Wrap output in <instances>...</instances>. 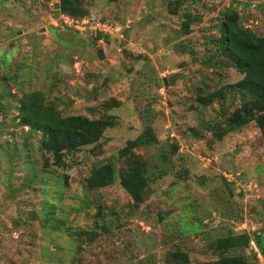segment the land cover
I'll return each mask as SVG.
<instances>
[{
  "label": "rangeland",
  "instance_id": "374dc122",
  "mask_svg": "<svg viewBox=\"0 0 264 264\" xmlns=\"http://www.w3.org/2000/svg\"><path fill=\"white\" fill-rule=\"evenodd\" d=\"M55 5L0 0V264H264V129L257 114L229 122L249 97L218 42L230 12L263 37L264 0H79L110 26L99 38ZM37 99L101 123L98 140L76 130L82 144L56 161L19 121ZM146 124L155 142L121 155ZM132 160L146 168L138 201L119 184ZM241 233L246 247L215 251Z\"/></svg>",
  "mask_w": 264,
  "mask_h": 264
},
{
  "label": "trees",
  "instance_id": "16d2710c",
  "mask_svg": "<svg viewBox=\"0 0 264 264\" xmlns=\"http://www.w3.org/2000/svg\"><path fill=\"white\" fill-rule=\"evenodd\" d=\"M78 1L57 0L58 10L70 18L80 19L85 13L79 8ZM219 30L221 35L218 42L224 48L222 53L232 62L235 70L243 75L242 79L234 86L249 97L239 108L240 115L238 114L235 120L229 122L241 126L251 120L252 115L257 114L253 121L258 128L264 129V36H255L247 29H242L236 22L235 13L231 12L221 21ZM99 34H96V38L101 37ZM31 97L38 98L36 94ZM202 98L205 100L199 101V103L206 105L212 96ZM19 114V121L22 125L29 126L41 133L40 150L51 153L56 161L63 151L76 150L82 144L76 130L85 133L88 143L96 142L101 133V123L84 121L77 117L62 118L50 106L43 105L40 99L34 102L27 100L22 103ZM106 126L109 124L106 123L103 127ZM152 139L149 125H143L141 134L135 139L127 141L119 153L129 156L131 155L130 149L147 145L149 142L154 143L155 141ZM131 164L127 175L119 181V184L132 200L138 201L140 191L147 183V179L144 177L146 168L143 163L137 160H132ZM248 240L249 237L245 233L228 235L217 238L213 242V246L215 251L223 255L227 251L246 247ZM262 240H264V236L263 239H260L259 236L254 240V243L260 254L264 256ZM219 263L254 264L247 261L242 255L221 256Z\"/></svg>",
  "mask_w": 264,
  "mask_h": 264
},
{
  "label": "built area",
  "instance_id": "2783aa9c",
  "mask_svg": "<svg viewBox=\"0 0 264 264\" xmlns=\"http://www.w3.org/2000/svg\"><path fill=\"white\" fill-rule=\"evenodd\" d=\"M64 25L71 27L76 31H83L85 28L92 31H97L100 34L111 35V29L106 23H99L98 21L90 20L88 18L73 19L66 15L59 16Z\"/></svg>",
  "mask_w": 264,
  "mask_h": 264
},
{
  "label": "water",
  "instance_id": "95a60500",
  "mask_svg": "<svg viewBox=\"0 0 264 264\" xmlns=\"http://www.w3.org/2000/svg\"><path fill=\"white\" fill-rule=\"evenodd\" d=\"M58 5H55V8H57ZM173 80H174V76L168 77L167 79L163 78L161 79V83L164 87H166L167 85H172L173 84ZM233 153H236V150L233 151Z\"/></svg>",
  "mask_w": 264,
  "mask_h": 264
}]
</instances>
